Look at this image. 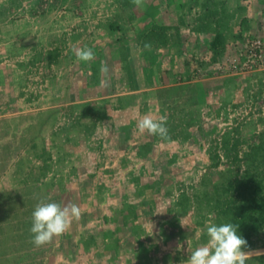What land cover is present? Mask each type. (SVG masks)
Returning <instances> with one entry per match:
<instances>
[{
	"label": "rangeland",
	"instance_id": "374dc122",
	"mask_svg": "<svg viewBox=\"0 0 264 264\" xmlns=\"http://www.w3.org/2000/svg\"><path fill=\"white\" fill-rule=\"evenodd\" d=\"M253 39L264 0H0L2 232H30L41 201L75 203L58 264H184L217 223L232 138L242 156L264 131V66L244 61ZM83 47L95 59L77 60ZM145 115H166L171 139L140 133ZM244 250L264 251V225Z\"/></svg>",
	"mask_w": 264,
	"mask_h": 264
},
{
	"label": "clouds",
	"instance_id": "9594fccd",
	"mask_svg": "<svg viewBox=\"0 0 264 264\" xmlns=\"http://www.w3.org/2000/svg\"><path fill=\"white\" fill-rule=\"evenodd\" d=\"M143 2L144 0H132L137 7ZM72 51L79 61L89 62L95 59V53L90 47L73 48ZM100 72L104 76L100 80V86L106 88L109 74L107 63H101ZM137 129L140 133L147 132L161 138H169L166 115H160L158 119L145 115L137 121ZM81 215V208L75 203L62 205L57 202H39L32 213L30 228L33 234L32 243L36 247L51 243L54 237L67 232L73 221H78ZM237 229L238 226L233 223L209 224L207 226L209 241L197 247L184 264H246L253 256L264 255V251L261 250L245 251L248 242L238 234Z\"/></svg>",
	"mask_w": 264,
	"mask_h": 264
},
{
	"label": "trees",
	"instance_id": "16d2710c",
	"mask_svg": "<svg viewBox=\"0 0 264 264\" xmlns=\"http://www.w3.org/2000/svg\"><path fill=\"white\" fill-rule=\"evenodd\" d=\"M122 2L126 6L133 5L132 0ZM161 27L163 30L167 29V26ZM240 143L242 142L237 136L233 137L230 148H226L227 152L229 149L233 151L230 158L236 172L230 181L216 187L214 212L217 215V225H237L238 234L248 242L251 235L264 225V131L260 132L257 142L246 146L242 156L238 148ZM209 156L213 160L212 166L218 167L219 154L211 150ZM243 165L244 169L240 172ZM252 259H259L258 264H264V255L254 256Z\"/></svg>",
	"mask_w": 264,
	"mask_h": 264
},
{
	"label": "crops",
	"instance_id": "0c3cea01",
	"mask_svg": "<svg viewBox=\"0 0 264 264\" xmlns=\"http://www.w3.org/2000/svg\"><path fill=\"white\" fill-rule=\"evenodd\" d=\"M244 30H246V28ZM252 30L253 28L249 27V31ZM148 57L150 58V56ZM135 81H137V73H134V82ZM3 141L4 140L2 137L1 145L3 146V148L7 149L8 142H6V144L4 145ZM8 167L9 164H8L7 155L5 158H3L2 155H0V181H2L0 183V193H9L8 188H6L5 185L3 184L4 183L3 180L5 179V175H6L4 173L6 171V168ZM2 231H3V227L1 224L0 225V264H58V258L56 256H53L52 254L53 247L54 245H56V240H57L56 237L53 238L52 240L53 242L43 245L41 247H36L32 243L33 234L31 232H27V231L21 232L20 237L13 238L11 237V234H8L6 232L9 235L8 237L7 234L6 233L4 234V232ZM16 236H18V234Z\"/></svg>",
	"mask_w": 264,
	"mask_h": 264
},
{
	"label": "built area",
	"instance_id": "2783aa9c",
	"mask_svg": "<svg viewBox=\"0 0 264 264\" xmlns=\"http://www.w3.org/2000/svg\"><path fill=\"white\" fill-rule=\"evenodd\" d=\"M246 51L244 54V61L247 64H251V66H264V42L262 40H251L246 44ZM236 59H234L232 62L230 61L229 66L234 68L237 67L233 62H235Z\"/></svg>",
	"mask_w": 264,
	"mask_h": 264
}]
</instances>
